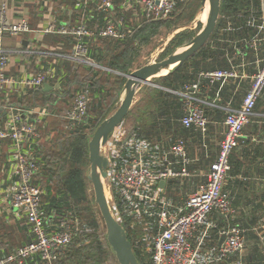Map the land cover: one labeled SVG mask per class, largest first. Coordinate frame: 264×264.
Instances as JSON below:
<instances>
[{"label":"built area","instance_id":"2783aa9c","mask_svg":"<svg viewBox=\"0 0 264 264\" xmlns=\"http://www.w3.org/2000/svg\"><path fill=\"white\" fill-rule=\"evenodd\" d=\"M186 1L77 0L68 10L71 18L53 17L40 29H34L24 16L9 20L7 2L0 0V41L4 35L18 36L33 31L70 35L73 38L71 48L59 55L87 67L104 68L92 55L96 39L125 40L140 20L169 18ZM253 12L257 10L253 8L250 13V21H258L255 34L222 40L230 66L198 72L200 81L210 83L225 78L249 80L239 105L225 108V133L218 142L210 168L203 174L204 180L197 182L184 197L177 196L178 190L185 185L183 178L190 175L188 165L193 161L182 135L171 137L164 144L130 130L122 120L101 146V153L107 158L105 178L110 211L129 236L133 252H139L145 264L215 263L245 246L244 228L237 223L218 226L217 220L218 215L234 211L230 195L224 190L231 169L230 156L264 91V0H261L258 14ZM229 47L230 54L226 51ZM9 62L8 50L0 46V111L13 108L14 112L12 122L0 128V138H9L14 144L16 178L9 188V205L25 216L30 239L0 257V264H55L59 252L71 241L77 221L67 217L51 223L49 220L56 217L55 210L45 213L42 189L35 182L42 164L36 154V144L42 139L38 122L41 126L44 124L47 107L44 104L41 108H31L36 109L35 116L27 121L21 118V109L8 104L5 97L14 92L24 93L29 87L40 88L44 83L55 81L58 84L62 73H56L54 67L48 65L38 72L11 74ZM199 87V81H188L174 92L182 101L180 124L204 133L208 118L204 102L198 97ZM87 104V91L78 89L66 112L70 123L84 119ZM215 229L219 235L218 244L207 245L206 240ZM251 230L256 233L264 256V224L252 226Z\"/></svg>","mask_w":264,"mask_h":264},{"label":"trees","instance_id":"16d2710c","mask_svg":"<svg viewBox=\"0 0 264 264\" xmlns=\"http://www.w3.org/2000/svg\"><path fill=\"white\" fill-rule=\"evenodd\" d=\"M188 1L181 3L169 18L182 12L187 7ZM253 8L257 10L253 12L257 15L261 9V0H220L216 24L206 42L176 69L154 77L155 81L166 87L179 89L188 81L197 80L199 84L208 82L200 81L198 77L200 70L229 67L230 62L222 48V40L248 37L258 31V21H250ZM169 18L156 21L140 20L125 40L110 37L96 39L93 43L92 55L99 64L106 66L107 70L100 67L89 68L78 62L67 66L64 70L60 62H49L53 64L55 70L59 67L63 69L62 74L59 75L60 79L57 80L58 86L54 87V81L50 82L52 88L48 90L42 87H29L24 93L9 95L17 96V103L24 107L34 108L36 104L49 103L46 121L42 126L41 123L39 125L42 139L36 144V154L42 164L35 182L39 183L42 189V207L46 214H51V211L55 210L56 217L52 218L55 221L57 218L67 217L77 221L71 241L59 252L54 260L55 264H100L103 255L106 254V247H110L104 231L100 233L102 237L98 236L97 230L100 227L98 209L94 208V197L89 198L87 195L88 179L84 174V167L88 161L86 131L101 121L105 114L107 115V112L103 113L97 109L103 106L104 100L109 96V85L114 83L110 77H116L113 72L128 73L134 47L144 39L147 32L152 31L155 25ZM53 37L63 38L64 47L69 51L73 42L72 36L55 34ZM180 42L181 39L176 44ZM227 49L230 54L232 49L230 47ZM81 70L82 75H80ZM102 71L107 74L104 81L99 77ZM123 81L121 80V84ZM78 89H85L93 101L90 102L89 107L87 104L84 119L72 124L66 116V110L70 108ZM154 94L159 100L158 108L150 110L146 117L141 118L138 113H132L133 110L136 111L139 101L134 103L126 114L134 118L130 122V130L141 132L149 138L171 129L175 123L174 118L180 114L177 112L175 115L170 108L181 112L182 101L179 95L158 88L154 89ZM165 107L174 115H168L169 112L165 111ZM127 238L130 240L128 235ZM135 254L139 263L145 264L141 261L139 252L136 251ZM253 258H256L255 262ZM232 261L234 254L226 256L218 264H232ZM242 264L264 263L260 256H252L249 261Z\"/></svg>","mask_w":264,"mask_h":264},{"label":"crops","instance_id":"0c3cea01","mask_svg":"<svg viewBox=\"0 0 264 264\" xmlns=\"http://www.w3.org/2000/svg\"><path fill=\"white\" fill-rule=\"evenodd\" d=\"M76 1L6 0L9 20L24 16L34 29H40L53 17L68 20L71 18L68 10ZM55 34L33 31L23 32L18 36L4 35L0 46L8 50L10 54L9 72L11 74L38 72L48 65H53L49 62H60L65 70L67 66L77 62L58 54L67 53L68 50L64 47L63 38H54ZM63 69L59 67L55 72L60 74ZM150 81L136 88L131 103L132 106L140 101L136 111L138 109L141 118L146 117L150 110L158 108L159 100L154 94V89L158 88L175 94L174 91L181 88L166 87L157 83L153 76ZM248 84L249 80L246 78L239 81L225 78L214 84L210 82L200 84L198 97L204 102L208 118L207 131L204 133L183 127L179 122L181 112L170 108L174 114L178 112L177 114L180 115L175 114L178 117L174 118L175 123L171 129L163 133L159 132L153 139L167 144L171 137L182 135L187 140L188 155L193 161L188 165L190 175L183 178L185 185L178 190L179 198L191 191L197 182L205 179L203 174L210 168L217 153L218 142L225 133L223 123L225 108L227 105L231 107L239 105ZM55 86L58 84L55 83ZM12 94L18 95L16 92ZM5 99L8 104L21 109V118L27 121L33 120L36 109L18 104L17 96H6ZM12 111L13 108L0 111V128L7 127L12 122L14 113ZM47 111L49 114L48 108ZM165 111L169 112L168 115H174L167 111L166 107ZM38 124L40 125L39 122ZM127 124L130 125V122ZM230 161L231 169L224 190L230 195L234 211L229 215H218V226L237 223L244 228L246 243L242 250L234 254L232 264H242L249 261L252 256H260L264 263L256 233L251 230L252 226L264 224V91L256 103L254 115L243 128L239 143L231 153ZM15 168L14 144L9 138H0V257L9 254L15 247L30 239L25 216L9 205V188L16 178ZM173 182L174 180H171V183ZM49 221L54 223L55 219ZM218 241L217 229L212 230V235L206 240V244L216 246ZM253 261L255 262L256 258H253ZM28 264L33 263L28 262Z\"/></svg>","mask_w":264,"mask_h":264},{"label":"water","instance_id":"95a60500","mask_svg":"<svg viewBox=\"0 0 264 264\" xmlns=\"http://www.w3.org/2000/svg\"><path fill=\"white\" fill-rule=\"evenodd\" d=\"M201 4L202 10L205 7L207 8V14L206 20L202 22L196 35L183 45L181 50L169 54L166 58L146 63L125 73L126 80L120 92L117 105L107 117L100 121L87 142L89 170L86 178L92 185L94 202L105 228L106 240L114 252L118 264L140 263L133 252L124 228L110 211L102 181L106 177L107 158L101 153L100 149L112 129L121 123L124 116L128 113L136 88L142 83L151 82L150 78L152 76L164 75L176 69L209 38L219 15L220 0H201ZM163 68H166L167 71L160 73ZM50 87L48 83H44L42 86L44 90H48Z\"/></svg>","mask_w":264,"mask_h":264},{"label":"rangeland","instance_id":"374dc122","mask_svg":"<svg viewBox=\"0 0 264 264\" xmlns=\"http://www.w3.org/2000/svg\"><path fill=\"white\" fill-rule=\"evenodd\" d=\"M202 11V4L201 0H189L187 7L180 13L174 14L171 18L159 22L155 27L152 29V31L147 32L145 34V37L143 40H141L136 47L132 50V56L130 61V71L144 65L146 63H150L153 61H158L163 58H166L169 54L176 52L177 50H181L183 45L188 43L198 32L200 29L202 22L206 20V14L203 15ZM203 17V18H201ZM181 39V42L179 44H176L178 40ZM103 66V65H102ZM104 66V68L107 70L108 68ZM103 72V71H102ZM115 73L116 77H110L111 81H113V85H109L110 87V93L109 96L106 97V99L103 102V106L100 109H97L101 112H107V115L103 117H107L114 109L115 105H117L120 97V92L122 90L123 84L126 80V77L124 73ZM82 70L80 71V75H82ZM107 74L104 72L99 75L100 79L104 81ZM158 75H155L153 77H157ZM121 80H124L121 84ZM121 87H120V86ZM118 89V90H117ZM93 99H91V96L88 95V107L90 105V102H92ZM45 104V105H44ZM59 104V103H57ZM44 105V107H47L49 109V103L44 102L42 104H36L34 108H41ZM63 106V104H60ZM140 105V101L136 108ZM65 109V108H64ZM90 110V109H89ZM136 110V109H135ZM67 111V110H66ZM91 112V110L89 111ZM133 114L138 113L137 111L132 112ZM133 116L126 115L124 117V120L126 123L132 122ZM96 120V118H95ZM100 123V121L94 125L93 128L88 129L86 131V138L87 140L91 137L92 132L97 127V125ZM89 170V162L86 161V165L84 167V174L86 176L87 172ZM103 186L105 189V194L107 198L109 199V190H108V184L107 179L104 178L103 180ZM87 195L89 198H93V190L92 185L90 181L87 182ZM95 210H97L96 203L94 205ZM97 215L100 222V227H98V236L100 237V233L104 231L105 228L102 222V219L99 216V212L97 211ZM102 237V236H101ZM68 249V248H67ZM103 261L100 264H118L116 257L114 255V252L110 249V247H106V254L102 257ZM88 262V261H87ZM89 263V262H88Z\"/></svg>","mask_w":264,"mask_h":264},{"label":"bare ground","instance_id":"6f19581e","mask_svg":"<svg viewBox=\"0 0 264 264\" xmlns=\"http://www.w3.org/2000/svg\"><path fill=\"white\" fill-rule=\"evenodd\" d=\"M201 12H202L203 15L205 16V14H206V12H207V8L205 7L204 10H202ZM201 18H203V17H201ZM166 71H167V69H166V68H163V69H161L160 73H165Z\"/></svg>","mask_w":264,"mask_h":264}]
</instances>
